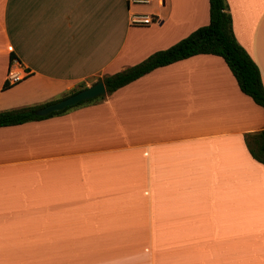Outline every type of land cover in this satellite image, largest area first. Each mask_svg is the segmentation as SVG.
<instances>
[{
	"label": "crops",
	"instance_id": "0c3cea01",
	"mask_svg": "<svg viewBox=\"0 0 264 264\" xmlns=\"http://www.w3.org/2000/svg\"><path fill=\"white\" fill-rule=\"evenodd\" d=\"M225 2L264 89V0ZM207 23V0H0V111L59 100ZM10 68L25 77L7 85ZM102 97L0 127V264H264V166L243 142L264 113L222 59Z\"/></svg>",
	"mask_w": 264,
	"mask_h": 264
},
{
	"label": "trees",
	"instance_id": "16d2710c",
	"mask_svg": "<svg viewBox=\"0 0 264 264\" xmlns=\"http://www.w3.org/2000/svg\"><path fill=\"white\" fill-rule=\"evenodd\" d=\"M207 4L208 23L206 25L196 28L168 48L151 53L139 63L104 77L102 84L105 95L111 94L156 68L164 67L195 55H213L222 59L234 78L239 91L249 97L264 113V89L258 69L234 39L231 30V19L225 0H207ZM7 88L6 85L2 86L3 90ZM83 88L82 85L80 89L69 92L67 96ZM102 98L101 96L80 102L62 112L53 113L46 117H37L32 114L40 106H26L0 111V127L15 126L59 115L71 108L101 100ZM243 142L250 157L264 166V129L245 134Z\"/></svg>",
	"mask_w": 264,
	"mask_h": 264
},
{
	"label": "water",
	"instance_id": "95a60500",
	"mask_svg": "<svg viewBox=\"0 0 264 264\" xmlns=\"http://www.w3.org/2000/svg\"><path fill=\"white\" fill-rule=\"evenodd\" d=\"M105 90L101 80H97L90 86H87L71 95L62 99L48 103L38 109H35L32 114L37 117H46L53 113H58L73 107L80 102L91 100L97 97L104 96Z\"/></svg>",
	"mask_w": 264,
	"mask_h": 264
},
{
	"label": "built area",
	"instance_id": "2783aa9c",
	"mask_svg": "<svg viewBox=\"0 0 264 264\" xmlns=\"http://www.w3.org/2000/svg\"><path fill=\"white\" fill-rule=\"evenodd\" d=\"M128 3H131L133 5H142L145 3H148L150 0H127ZM132 23L136 24H150L152 23V19L148 16H135L131 20ZM25 77V74L20 70H11V68L8 70L6 74V84L7 85H14L18 82H20Z\"/></svg>",
	"mask_w": 264,
	"mask_h": 264
},
{
	"label": "rangeland",
	"instance_id": "374dc122",
	"mask_svg": "<svg viewBox=\"0 0 264 264\" xmlns=\"http://www.w3.org/2000/svg\"><path fill=\"white\" fill-rule=\"evenodd\" d=\"M148 6H150V5H145V6H139V7H142V8H146V7H148ZM190 34V33H189ZM95 81V80H94ZM91 84H93L94 82H90ZM83 85V87L85 88V87H87V86H85L84 84H78V85H76V86H74L70 91H68L67 93H64V95H62V97L64 98V96L66 97L67 96V94L69 93V92H71V91H74V90H78V89H80V87ZM60 99V98H59ZM62 99V98H61Z\"/></svg>",
	"mask_w": 264,
	"mask_h": 264
}]
</instances>
